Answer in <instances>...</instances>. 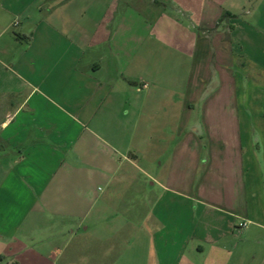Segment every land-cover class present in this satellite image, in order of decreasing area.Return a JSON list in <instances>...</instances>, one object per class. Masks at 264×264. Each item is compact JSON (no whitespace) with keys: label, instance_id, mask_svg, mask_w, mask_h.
<instances>
[{"label":"crops","instance_id":"crops-1","mask_svg":"<svg viewBox=\"0 0 264 264\" xmlns=\"http://www.w3.org/2000/svg\"><path fill=\"white\" fill-rule=\"evenodd\" d=\"M122 260L264 264V0H0V264Z\"/></svg>","mask_w":264,"mask_h":264},{"label":"rangeland","instance_id":"rangeland-1","mask_svg":"<svg viewBox=\"0 0 264 264\" xmlns=\"http://www.w3.org/2000/svg\"><path fill=\"white\" fill-rule=\"evenodd\" d=\"M112 225H113V226L118 225V221H117V220H116V221H113V222H112ZM119 240H120V239H119ZM121 240H122V239H121ZM121 240H120V242H121ZM117 241H118V240H117ZM121 248H122V247H121ZM123 262H124V260H122L121 263L123 264Z\"/></svg>","mask_w":264,"mask_h":264},{"label":"trees","instance_id":"trees-1","mask_svg":"<svg viewBox=\"0 0 264 264\" xmlns=\"http://www.w3.org/2000/svg\"><path fill=\"white\" fill-rule=\"evenodd\" d=\"M224 18H231V15H229V14H224V15L222 16V19H224Z\"/></svg>","mask_w":264,"mask_h":264},{"label":"built area","instance_id":"built-area-1","mask_svg":"<svg viewBox=\"0 0 264 264\" xmlns=\"http://www.w3.org/2000/svg\"><path fill=\"white\" fill-rule=\"evenodd\" d=\"M244 226H245V224H242V225H241V227H244Z\"/></svg>","mask_w":264,"mask_h":264}]
</instances>
